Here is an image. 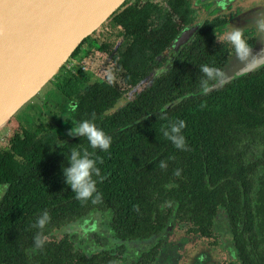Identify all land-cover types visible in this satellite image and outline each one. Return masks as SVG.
<instances>
[{"label":"trees","instance_id":"1","mask_svg":"<svg viewBox=\"0 0 264 264\" xmlns=\"http://www.w3.org/2000/svg\"><path fill=\"white\" fill-rule=\"evenodd\" d=\"M192 1L165 3L188 26ZM224 23L201 21L171 66L126 100L125 92L161 66L159 55L171 40L153 4L125 0L41 88V99L31 98L9 119L0 147V264H117L105 249L84 255L66 236L55 235L95 212L107 216L116 241L134 242L158 236L172 219L186 235L214 240L219 211L239 264H264V66L207 95L199 91L200 66L222 69L225 63L227 48L217 47L213 38ZM94 53L110 59L120 83L96 78L89 68L80 71ZM68 63L75 65L67 69ZM92 113L113 138L107 152L67 134ZM177 119L187 125V151L161 131ZM74 148H87L98 158L104 177L102 182L94 177L102 193L98 203L76 199L65 182L62 169L70 166ZM45 210L51 215L44 229L48 240L31 252L38 231L32 225Z\"/></svg>","mask_w":264,"mask_h":264},{"label":"water","instance_id":"2","mask_svg":"<svg viewBox=\"0 0 264 264\" xmlns=\"http://www.w3.org/2000/svg\"><path fill=\"white\" fill-rule=\"evenodd\" d=\"M124 1L0 0V128ZM234 62L225 69L227 80L213 88L259 68L255 62L234 68Z\"/></svg>","mask_w":264,"mask_h":264},{"label":"flooded vegetation","instance_id":"3","mask_svg":"<svg viewBox=\"0 0 264 264\" xmlns=\"http://www.w3.org/2000/svg\"><path fill=\"white\" fill-rule=\"evenodd\" d=\"M148 1L159 10L163 18L164 29L171 42L159 55V58L162 59L161 66L154 69L144 81L153 79L161 73H164L171 66L173 55L177 53L181 46L191 41L201 21L208 19H220L225 21L224 27L215 30L213 33L214 41L219 43L217 47L225 46L227 48L225 63L222 66V69L225 71L229 66V62L234 60L232 46L222 41V36L225 31L229 30L232 26L242 28L245 32V38L254 46L258 34L254 27V23L258 14L264 15V0H193L194 19L190 25L184 26L181 25L178 18L170 12L169 7L165 3L166 0H161V8L151 0ZM162 11L167 13L169 18H174L176 21L175 28L171 31L166 27V19ZM182 37L184 39L183 42L174 49L175 43ZM107 59L110 64V59ZM153 73H157V75L151 77ZM100 215L104 214L100 213ZM83 218L64 226L58 230L55 235L66 236L73 248L81 251L84 255H91L105 249L110 252V256L117 258V264H239L236 249L233 247L228 230L229 241L233 249V255L228 259H226L224 255L222 258L219 255L221 251L219 237L214 240H209L194 235H186L185 228L182 227L181 224L176 223L173 219L167 224L161 234L156 237L134 242H118L110 233L109 219L106 218L105 233L100 237L93 234L90 245L81 248L76 246L71 235L63 231L79 223ZM87 230H89V228ZM200 244H202V246ZM192 245H194L196 249L192 248L190 250ZM217 254L219 259L216 258Z\"/></svg>","mask_w":264,"mask_h":264},{"label":"clouds","instance_id":"4","mask_svg":"<svg viewBox=\"0 0 264 264\" xmlns=\"http://www.w3.org/2000/svg\"><path fill=\"white\" fill-rule=\"evenodd\" d=\"M254 27L260 35L264 34V15H257ZM222 41L232 46L234 58L243 63L245 68L251 62H255L257 67L264 66V55H253V46L245 38V32L242 28L232 26L229 30L225 31L222 36ZM199 71L202 73L199 80V91L203 95H207L214 86H218L228 78L224 70L208 64H202ZM105 75L108 83L115 82L116 75L113 71L109 70ZM204 106L203 104L201 105V107ZM162 118L166 119V117ZM95 121L96 114L92 113L91 119H83L75 125L72 124L73 127L68 130L67 134L71 137H84L92 149L107 152L113 143V138L102 128L98 127ZM186 126V122L183 119H177L175 121H169L167 127L161 131L163 136L175 148L181 151H187V140L183 134ZM57 145L61 147L59 143ZM94 155L87 148L83 150L74 148L67 158L70 166L63 167L62 171L65 182L71 188L72 192L75 193L76 199L85 202L91 200L92 203H98L102 200V193L98 191L97 179L94 177H98L101 182L104 177L101 176L100 168L97 166L98 158H94ZM99 163H103V161L99 160ZM159 167L162 170H166L168 163L161 160ZM180 172L181 170L177 169L174 171V174L179 176ZM50 221L51 215L47 210L43 211L37 217L36 222L32 225V227L38 229L33 237L34 248L29 251L35 252L43 249L48 240L44 229Z\"/></svg>","mask_w":264,"mask_h":264},{"label":"rangeland","instance_id":"5","mask_svg":"<svg viewBox=\"0 0 264 264\" xmlns=\"http://www.w3.org/2000/svg\"><path fill=\"white\" fill-rule=\"evenodd\" d=\"M151 1L155 3L156 5L160 6V8L162 7L161 0H151ZM162 13L166 19L167 29L171 31L173 28H175L176 21L174 18H169L167 16V13L163 11ZM96 34L97 32L95 33V35ZM256 54L264 55V34L262 35H260L259 33L257 34V38L253 46V55H256ZM233 61H235L234 68H238L244 65L243 63H241L239 60L235 58ZM84 67L89 68V70L92 72L94 77L100 78V79L106 78V75H105L106 72L111 70L116 75L115 83H120L119 74L111 67L108 59L107 58L100 59L96 53L91 55L86 60V65H84L83 68ZM156 75L157 73H153L151 77H155ZM147 81H143L140 84H138L136 87L125 92L124 98L126 100H130L134 93L141 90L147 84ZM42 92L43 91H41L39 94L36 95V99H41ZM6 134H7V131L4 128H0V147L3 145V141H4ZM3 190H4L3 187H0V197L3 193ZM106 218H107L106 215H100V213L95 212V213H92L84 217L82 221H80L79 223H76L75 225L68 227L63 232L71 235L72 240L76 244V246L84 248L85 246L90 245V243L92 242L93 234L100 237L102 234L105 233L106 222H107ZM88 228L89 230H87ZM213 230L214 232H216L220 240V250H221L219 254L220 257L222 258V256L224 255V257L228 259L229 257L233 255V249L229 241L230 238H229L227 228L225 226V219H224V215L222 211H219V213L217 214V217L214 219V229ZM200 245L202 246V244ZM192 248L196 249L194 248V245H192L190 250ZM216 258L219 259L218 254Z\"/></svg>","mask_w":264,"mask_h":264},{"label":"built area","instance_id":"6","mask_svg":"<svg viewBox=\"0 0 264 264\" xmlns=\"http://www.w3.org/2000/svg\"><path fill=\"white\" fill-rule=\"evenodd\" d=\"M73 66H74V64L68 63L67 66H66V68L69 69V68H71ZM80 71H84V68L83 67H80Z\"/></svg>","mask_w":264,"mask_h":264}]
</instances>
